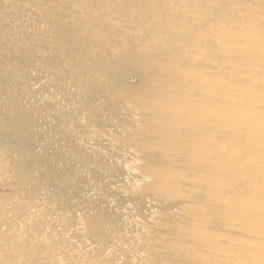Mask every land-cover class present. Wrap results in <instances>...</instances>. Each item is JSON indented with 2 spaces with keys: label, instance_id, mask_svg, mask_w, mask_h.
Wrapping results in <instances>:
<instances>
[{
  "label": "bare ground",
  "instance_id": "obj_1",
  "mask_svg": "<svg viewBox=\"0 0 264 264\" xmlns=\"http://www.w3.org/2000/svg\"><path fill=\"white\" fill-rule=\"evenodd\" d=\"M0 264H264V0H0Z\"/></svg>",
  "mask_w": 264,
  "mask_h": 264
},
{
  "label": "rangeland",
  "instance_id": "obj_2",
  "mask_svg": "<svg viewBox=\"0 0 264 264\" xmlns=\"http://www.w3.org/2000/svg\"><path fill=\"white\" fill-rule=\"evenodd\" d=\"M134 81H135V82H137V80H136V79H134Z\"/></svg>",
  "mask_w": 264,
  "mask_h": 264
}]
</instances>
